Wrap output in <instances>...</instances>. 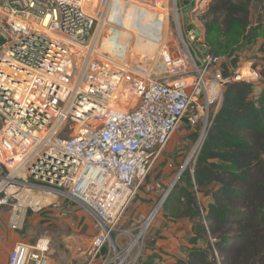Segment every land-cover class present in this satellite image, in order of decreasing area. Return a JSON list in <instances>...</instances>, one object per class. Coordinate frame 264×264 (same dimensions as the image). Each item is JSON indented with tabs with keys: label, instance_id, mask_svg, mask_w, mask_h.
Here are the masks:
<instances>
[{
	"label": "built area",
	"instance_id": "built-area-1",
	"mask_svg": "<svg viewBox=\"0 0 264 264\" xmlns=\"http://www.w3.org/2000/svg\"><path fill=\"white\" fill-rule=\"evenodd\" d=\"M124 1L151 21L158 74L124 60L118 43ZM180 9L178 0H0V206L9 207L12 229L23 222L18 186L46 189L64 198L53 203L57 213L75 203L93 216L98 233L87 264L97 256L108 264L112 248L119 254L112 231L181 120L195 124L204 116L206 124L228 83L258 81L257 70L225 74L224 56L199 54L192 44L203 43L202 33L183 32L179 19L175 49L168 48L164 13L178 16ZM101 23L112 28L108 53L97 47ZM123 89L135 100L127 110L117 101ZM69 121L78 128L64 136ZM47 250L40 240L20 241L8 264H50ZM128 254H120L121 264Z\"/></svg>",
	"mask_w": 264,
	"mask_h": 264
},
{
	"label": "rangeland",
	"instance_id": "rangeland-1",
	"mask_svg": "<svg viewBox=\"0 0 264 264\" xmlns=\"http://www.w3.org/2000/svg\"><path fill=\"white\" fill-rule=\"evenodd\" d=\"M178 1L182 7L178 12V16H175L171 12L166 16L164 13V31L161 38L164 44L167 43L168 48L174 45L173 49H175V42L177 41L175 25L178 23H175V21L179 19L183 32L195 28L202 33L203 26L200 18L210 0L203 3L200 0H194L191 4V0ZM137 5L136 3L127 4L124 1V6L122 7V11H120L122 15L120 16V21L124 25L119 28L120 37L118 43L120 44V49L125 48V62L131 66L147 64L146 69L158 74L161 64L159 57L160 46L159 43L154 42L147 36V33L151 31V21L148 16L136 10ZM157 13L156 11H151L149 16H155ZM249 19L250 27L247 38L240 42L238 50L231 56L228 53L220 54L224 56L222 63L224 73L232 71L230 61L236 54L238 55L237 69H247L249 67L258 72L264 71V0L252 1ZM100 26L97 47H100L101 51L108 53L111 51L112 43L107 38L112 28L103 25V23ZM202 44L204 43L197 41L192 44V47L201 54L207 51L206 45L203 46ZM254 84L256 85L254 93L257 96L260 91L259 87L264 86V78L260 79L259 77L258 81L254 82ZM117 101H120V109L127 110L133 106L135 100L127 90L123 89ZM214 105L209 108L208 122L215 113ZM208 122L204 124V116L199 123L195 124H192L188 117L181 120L172 137L162 149L155 165L143 181L141 189L137 192V196L130 201L115 230L112 231V243L116 246L119 254L117 256L116 251L112 248L108 264H118L120 254L123 253L136 237L137 242L130 249V253L128 252V264H132L133 262L136 264L141 258L152 254L154 249L158 250L162 259H166L164 255L187 259L186 255L193 247L188 242V229L190 223L193 221L189 220V223L187 220L171 221L163 213L162 205H159V203L175 181L181 167L187 163L185 169L192 168L199 152L197 145L200 138L204 135V125H209ZM91 125H94L93 122L90 123ZM77 128L78 124L76 122L69 121L66 130L61 134L64 136L72 135ZM3 176H5V173ZM176 184H181L192 191L189 181L182 177V174L174 185ZM27 188L28 186L23 187L20 185L14 193V196L20 197V204H22L18 207L22 212L23 219L22 227L18 230V232L20 231L23 234L21 238L27 239L32 244L40 240V246L42 247L47 244V255L52 264H87L91 257L90 248L92 242L98 233L93 216L86 209L75 203L71 205L69 213L64 215L57 213L53 209V203L59 200L63 201L64 198L61 196H53V200L35 209L24 201V195L27 192L42 195L48 192V190L34 188L29 191ZM13 190L15 188L11 189V191ZM194 196L202 206H205L208 200L210 201L208 195L194 193ZM48 198V196H45L41 200L34 197L32 202L40 204V201H46ZM12 199L16 202L15 198L12 197ZM157 206L159 207L158 211L151 218L149 224L146 225V222ZM5 207L9 212V207ZM8 215L10 214L8 213ZM173 224H177L175 228ZM170 227L173 230L170 231ZM168 237L171 238L170 241L175 242L172 245L173 247L169 245L171 242H169ZM235 241V235L230 236L225 242L224 247L226 249L230 248ZM210 243H215L214 239L206 236L197 241L195 248L206 249ZM106 251L107 248L105 247L102 250V254L106 253ZM214 256L218 264H223L226 256L224 252L220 253L218 250H215ZM101 259V256H97L91 264H100Z\"/></svg>",
	"mask_w": 264,
	"mask_h": 264
},
{
	"label": "trees",
	"instance_id": "trees-1",
	"mask_svg": "<svg viewBox=\"0 0 264 264\" xmlns=\"http://www.w3.org/2000/svg\"><path fill=\"white\" fill-rule=\"evenodd\" d=\"M252 1H209L200 18L209 53L231 56L238 50L248 35ZM255 87L247 81L225 86L196 160L182 173L193 192L176 184L162 203L166 217L193 221L187 259L161 263L152 253L136 264H218L215 250L225 253L223 264H264V86L257 96ZM194 186L210 197L205 206L194 196ZM232 235L236 241L226 249ZM206 236L215 243L195 248Z\"/></svg>",
	"mask_w": 264,
	"mask_h": 264
},
{
	"label": "crops",
	"instance_id": "crops-1",
	"mask_svg": "<svg viewBox=\"0 0 264 264\" xmlns=\"http://www.w3.org/2000/svg\"><path fill=\"white\" fill-rule=\"evenodd\" d=\"M193 2H194V0H191L190 4L193 3ZM213 186H214V184H211L208 188H212ZM210 201H211V199H210ZM210 201L208 200V202H210ZM8 213L10 215H8ZM163 213L165 214V212H163ZM167 218H169L173 222H178V221H181V220H187L188 223H189V219L188 218L176 219V220L173 219V218L171 219L168 216H167ZM10 219H11L10 211L8 212L7 208L5 206H0V264H8L9 253L12 250V248L15 246V244H17L20 241H26L28 243H31L27 239L21 238L23 234L20 231L18 232L19 229H12L10 227V225H9V220ZM176 225L177 224H173V227L175 228ZM191 227H192V223H190V226H189V229H188V231H189L188 239L192 235ZM169 230L171 231L173 229L170 227ZM168 238H169V242H171L169 245L172 246L173 243H175V242L174 241L172 242V240L170 241V239H171L170 237H168ZM161 250H163V248H161ZM174 250H175V248H174ZM153 251H154L153 253H156V254L158 253L159 254L157 249L156 250L154 249ZM158 254H157V256L159 257L161 263H163V262H172L176 258H178V257L175 258V256L164 255V257L166 256V259L165 258L162 259L160 257V254L159 255ZM50 264H52V263L50 262Z\"/></svg>",
	"mask_w": 264,
	"mask_h": 264
},
{
	"label": "bare ground",
	"instance_id": "bare-ground-1",
	"mask_svg": "<svg viewBox=\"0 0 264 264\" xmlns=\"http://www.w3.org/2000/svg\"><path fill=\"white\" fill-rule=\"evenodd\" d=\"M138 24V23H137ZM101 51V50H100ZM146 61V60H145ZM45 196H48L49 198L46 200V201H40L41 203L39 204V203H37V204H34L32 201L34 200L33 198L35 197H37V198H40L41 200L45 197ZM53 195L51 194V192H46L45 194H42V195H35V194H31L30 195V197H29V204L30 205H32L35 209H37L38 207H41V205H43V204H46L48 201H50V200H53ZM158 206L153 210V213H152V215L149 217V219H148V221L146 222V225H148L149 224V222H150V220H151V218L156 214V212L158 211ZM136 241H137V237L135 238V240H133L132 242H131V244L124 250V257L128 254V252L130 251V249L132 248V246L136 243ZM122 259L123 258H121L120 259V263L119 264H121V262H122Z\"/></svg>",
	"mask_w": 264,
	"mask_h": 264
},
{
	"label": "water",
	"instance_id": "water-1",
	"mask_svg": "<svg viewBox=\"0 0 264 264\" xmlns=\"http://www.w3.org/2000/svg\"><path fill=\"white\" fill-rule=\"evenodd\" d=\"M196 35H199V30H196ZM1 41H3V38L1 37ZM237 54H236V56L233 58V59H231V61H230V65H231V67H232V69H237ZM220 103H221V101H220ZM220 103H219V105H220ZM219 107V106H218ZM217 111V110H216ZM203 136L200 138V141H199V143H198V145H197V148H198V151L200 150V148H201V146H202V144H203V141H204V138H205V135H206V128L204 129V132H203ZM186 164L187 163H185L182 167H181V169L179 170V172H178V174H177V176H176V178H175V181L172 183V185L170 186V188L167 190V192L164 194V196L162 197V199H161V201H160V203H159V205H161L162 203H163V201L165 200V198L167 197V195L169 194V192L171 191V189H172V187L174 186V184H175V182L179 179V177H180V175L183 173V171L185 170V168H186ZM137 196V195H136Z\"/></svg>",
	"mask_w": 264,
	"mask_h": 264
}]
</instances>
